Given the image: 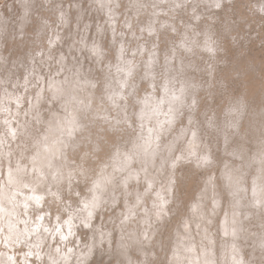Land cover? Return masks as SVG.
Listing matches in <instances>:
<instances>
[{
  "label": "clouds",
  "instance_id": "1",
  "mask_svg": "<svg viewBox=\"0 0 264 264\" xmlns=\"http://www.w3.org/2000/svg\"><path fill=\"white\" fill-rule=\"evenodd\" d=\"M52 3L0 10V264H264V0H108L115 79Z\"/></svg>",
  "mask_w": 264,
  "mask_h": 264
},
{
  "label": "rangeland",
  "instance_id": "2",
  "mask_svg": "<svg viewBox=\"0 0 264 264\" xmlns=\"http://www.w3.org/2000/svg\"><path fill=\"white\" fill-rule=\"evenodd\" d=\"M75 2L77 3L75 4ZM100 2V0H96V2L95 0H53L51 5L53 23L51 28L46 30L47 36L45 34V39L53 42L52 51H54L53 53L56 56L63 54L70 62L75 61L77 65L82 64L86 69H90L96 75L115 79L117 68L124 66L121 64L118 56L122 55L124 60L135 61L139 59V47L142 41L140 42L138 39L139 33L136 27V30H134V28L128 29L125 26L128 18L132 14V12H127L129 15L125 13L126 5L122 4V7L119 9V12H121L120 16L110 18L107 14V10L105 11L103 9ZM9 7H11V11H9ZM31 7H33L31 0H28V2L20 0V3H16L15 0H3L0 10L3 11L5 17L16 20L22 9ZM96 10H98V12ZM100 10L104 11L102 12ZM59 12L64 13L67 22L66 26L56 20V16ZM103 14L108 18H104L105 16ZM107 21L109 22L107 23ZM100 26L102 27L100 28ZM88 27L89 29H87ZM103 28H105V31L102 30ZM97 31H99V34H97ZM103 32L105 33L103 34ZM102 34L104 38L101 36ZM57 37H59L58 40ZM89 48H95L97 54L95 57L88 51ZM121 48H123L122 52ZM252 53L257 57L262 55L261 50L254 46L252 48ZM133 55H135V57H133ZM146 55L147 54H145V57Z\"/></svg>",
  "mask_w": 264,
  "mask_h": 264
},
{
  "label": "bare ground",
  "instance_id": "3",
  "mask_svg": "<svg viewBox=\"0 0 264 264\" xmlns=\"http://www.w3.org/2000/svg\"><path fill=\"white\" fill-rule=\"evenodd\" d=\"M100 1H101V2H100V5L103 7V9H104L105 11L108 10V8L112 7V5L108 3V0H100ZM95 2H96V0H95ZM76 3H77V2H75V4H76ZM92 3H93V2H92ZM94 5H96V4H94ZM94 5H93V6H94ZM97 7H98V5H97ZM97 7H96V8H97ZM77 8H78V7H77ZM63 9H64V8H63ZM101 9H102V8H101ZM104 10H100V11L103 12ZM96 11L98 12V10H96ZM64 12H65V11H64ZM102 12H101V13H102ZM105 13H106V12H105ZM130 13H131V12H130ZM99 14H100V13H99ZM120 14H121V12H119V10H117L116 13H114V14L111 16V18H114V17H116V16H120ZM103 15H104V14H103ZM127 15H129V14L127 13ZM77 16H78V15H77ZM104 16H105V15H104ZM67 17H68V16H67ZM104 18H108V17L105 16ZM79 19H80V18H79ZM79 19H78V20H79ZM115 19H116V18H115ZM115 19H114V20H115ZM122 19H123V18H122ZM126 19H127V18H126ZM78 20H77V21H78ZM108 22H109V21H107V23H108ZM117 22H118V21H117ZM121 22H122V21H121ZM130 22L133 23V28H134V30H136V28H135V27H136V26H135V19H134V17L132 16V14H131V16L128 18V20H127V24L130 23ZM78 23H80V22H78ZM78 23H77V24H78ZM118 24H119V23H118ZM118 24H117V26H118ZM79 25H80V24H79ZM79 25H77V26H79ZM101 25H102V24H101ZM120 25H121V24H120ZM120 25H119V26H120ZM83 26H84V25H83ZM102 26H103V25H102ZM102 26H100V28H101ZM117 26H116V28H117ZM86 27H87V26H86ZM77 28H78V27H77ZM100 28H99V29H100ZM62 29H63V28H62ZM87 29H89V27H88ZM78 30H79V28H78ZM85 30H86V29H85ZM102 30L105 31V28H103ZM102 30H101V31H102ZM115 30H116V29H115ZM53 31H55V30H53ZM80 31H81V30H80ZM80 31H79V32H80ZM95 31H96V30H95ZM97 32H98V33H97ZM97 32H96V33L99 34V31H97ZM123 32H124V31H123ZM58 33H59V32H58ZM84 33H85V32H84ZM104 33H105V32H103V34H104ZM117 33H118V32H117ZM125 33H126V32H125ZM45 34H46V33H45ZM103 34L101 35L102 37L104 36ZM126 34H129V33H126ZM75 35H76V33H75ZM83 35H84V34H83ZM124 35H125V34H124ZM46 36H47V34H46ZM103 38H104V37H103ZM124 38H125V37H124ZM101 39H102V38H101ZM101 39H100V40H101ZM95 40H96V39H95ZM97 40H98V39H97ZM102 40H103V39H102ZM126 40H127V39H126ZM89 42H90V40H89ZM140 42H141V41H140ZM100 43H102V42H100ZM126 44H127V43H126ZM58 46H59V45H58ZM53 52H54V51H53ZM57 53H58V52H57ZM72 53H73V52H72ZM73 54H74V53H73ZM73 54H72V55H73ZM83 54H84V52H83ZM70 56H71V55H70ZM133 57H135V55H133ZM71 58H72V57H71ZM121 67H124V66H121Z\"/></svg>",
  "mask_w": 264,
  "mask_h": 264
}]
</instances>
